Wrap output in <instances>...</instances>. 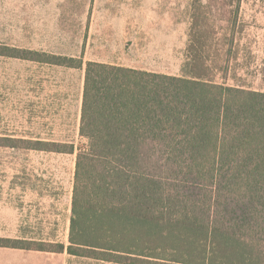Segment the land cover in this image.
Instances as JSON below:
<instances>
[{"label": "trees", "instance_id": "16d2710c", "mask_svg": "<svg viewBox=\"0 0 264 264\" xmlns=\"http://www.w3.org/2000/svg\"><path fill=\"white\" fill-rule=\"evenodd\" d=\"M0 55L83 59L0 44ZM69 244L0 246L123 264H264V91L88 61Z\"/></svg>", "mask_w": 264, "mask_h": 264}, {"label": "rangeland", "instance_id": "374dc122", "mask_svg": "<svg viewBox=\"0 0 264 264\" xmlns=\"http://www.w3.org/2000/svg\"><path fill=\"white\" fill-rule=\"evenodd\" d=\"M0 44L264 90V0H0ZM83 75L0 55V238L69 244L76 153L36 147L87 145ZM0 264L123 263L0 246Z\"/></svg>", "mask_w": 264, "mask_h": 264}, {"label": "crops", "instance_id": "0c3cea01", "mask_svg": "<svg viewBox=\"0 0 264 264\" xmlns=\"http://www.w3.org/2000/svg\"><path fill=\"white\" fill-rule=\"evenodd\" d=\"M89 61H95V60H89ZM88 61H84L83 60V66L80 67V68H83L84 69V75H83V80L85 81V68H86V63ZM98 62H104V63H110V64H114V65H121V66H128V67H134V66H131V65H127V64H124L120 61H98ZM135 68H138V67H135ZM140 69H143V68H140ZM144 70H147V71H152V72H161V73H165L163 71H158V70H149V69H144ZM241 85V84H239ZM242 87H245V88H250V89H254V90H260V91H264L263 89H258V88H254L250 85H247V84H243L241 85ZM83 94H84V83H83V91H82V95H81V103H80V110L81 112L79 113V120H80V126H81V118H82V106H83ZM73 189H74V184L73 186L71 187V190H70V195H69V204L68 206H66V209L65 208H62L61 207H57V212H58V218L61 216V210H64L66 212V214H64V220H65V227H66V231L69 233V229H70V223H71V216H72V198H73ZM65 196V195H64ZM62 196V197H64Z\"/></svg>", "mask_w": 264, "mask_h": 264}]
</instances>
